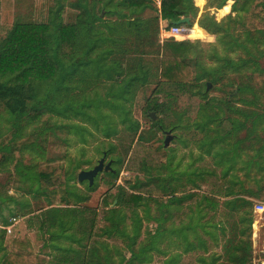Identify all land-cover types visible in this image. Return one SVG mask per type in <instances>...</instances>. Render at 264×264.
Segmentation results:
<instances>
[{
  "label": "rangeland",
  "instance_id": "rangeland-1",
  "mask_svg": "<svg viewBox=\"0 0 264 264\" xmlns=\"http://www.w3.org/2000/svg\"><path fill=\"white\" fill-rule=\"evenodd\" d=\"M223 1L229 12L222 17L219 11L224 6L218 7ZM242 2L205 0L198 14L189 18L190 25L183 26L218 24L216 35L208 42L196 37L181 40L197 45L187 55L197 71L205 73L197 98L202 110L195 118L172 114L175 128L169 124L162 131L153 125L159 116L151 120L145 109L157 81L159 59L143 57V70H135L142 79L130 82L115 60L131 47L134 29L126 26L124 18L114 16L94 25L108 39L102 40L90 53L89 62L79 65L74 77L55 92V105H46L43 120L24 122L13 136L16 140L37 135L36 145L23 149L22 165L16 168L13 159L0 155V264L13 250L26 251L31 264H67L63 258L82 249L90 264L264 263V212L254 210L257 204H264V16L248 17V6ZM201 3L197 0L194 4ZM157 6L155 0L132 18L154 21ZM74 14L67 10L64 21L73 23ZM239 22L246 23L250 31L238 30ZM157 40L161 44L159 32L156 40L153 37L154 43ZM201 43L211 45L199 46ZM144 48L153 53L155 45ZM53 86L54 82L36 84L37 98L52 94ZM226 118H231L236 128L222 139L216 125ZM128 119L140 124L139 133L146 135L152 130L155 134L149 145L157 149L164 169L150 178H167L174 189L183 181L186 194L196 192L191 183L197 180L216 181L230 194L220 199L216 213L208 211L203 199L183 207L175 201L165 206L145 200L128 215L117 206L116 189L106 183L109 171L98 173L90 187L86 181L78 182V173L92 169L104 154V166L110 161L113 171L120 168L122 145L114 136L127 126ZM13 126V117L0 103V145ZM165 132L172 136L167 147L163 144ZM49 171L67 191L63 207L76 215L60 213L56 227L45 232L39 228L37 216L54 205L43 195L38 174ZM136 177L148 180L145 174L122 171L117 185ZM81 209L98 214L90 241L78 230ZM174 211L185 212L183 222L171 220ZM11 218L19 224L8 234L4 228Z\"/></svg>",
  "mask_w": 264,
  "mask_h": 264
},
{
  "label": "trees",
  "instance_id": "trees-1",
  "mask_svg": "<svg viewBox=\"0 0 264 264\" xmlns=\"http://www.w3.org/2000/svg\"><path fill=\"white\" fill-rule=\"evenodd\" d=\"M195 1L197 2V0H156L158 16L155 20L139 22L138 18L132 16L144 12L155 0H73L67 2V6L75 12V21L66 23L61 16L65 5L59 0L56 6L49 10L46 24L17 21L7 31L2 32L0 34V103L13 117L14 126L1 138L0 155L6 159H13L16 168L22 165L24 161L22 151L36 145L37 135L32 134L13 140L18 127L24 122L38 123L43 120L46 105L50 104L51 107L55 105V92L65 86L66 80L74 77L79 65L89 62L90 53L99 43L108 39L94 25L110 16L124 18V21L128 22L126 26L134 29L131 47L122 52L121 59L115 60V63L119 64V71L126 73L130 82L142 79L135 70L137 67L140 71L143 70L141 66L143 57L154 55L159 59L157 81L145 108L148 112L159 116L153 125L162 131L167 129L169 124L175 128L174 122H171L172 114L179 113L181 118L197 117L202 110L197 98L202 93L201 80L205 73L198 72L196 65L187 55V52L197 48V45L190 41L178 42L173 39L165 40L162 44H159L158 40L157 43L153 42V37L155 40L158 37L161 23L170 27L182 17L193 19V15L199 12V8L194 4ZM242 3L248 6L246 9L248 17L264 16V0H243ZM204 4L205 0H202L201 5L197 4V6L202 7ZM224 5L223 1L218 9ZM182 8V11H178ZM201 26L209 35L201 38V41L208 42L212 39V35H216L218 24L215 22L211 25L201 22ZM237 28L242 33L250 31L244 22H239ZM110 41L115 42L116 39ZM148 44L155 45L153 53L144 48ZM200 45L210 47L211 44ZM79 47L81 49L78 56ZM108 53L113 54L112 51ZM46 82H54L53 93L37 98L35 85ZM226 108L231 110L227 105ZM139 128L138 122L128 119L127 126L114 136L122 145V159L119 161L120 168L117 171L111 168L110 178L106 183L117 191V206L126 214L132 215L145 200L165 206L175 201L178 206L183 207L190 202L203 199L208 211L216 213L220 199L230 195L224 193L216 181L197 180L196 184L191 183L192 189L196 192L186 194L187 183L183 181L174 189L167 178H150L153 173H159L164 169V163L160 160L157 149L149 145L155 134L151 130L143 135L139 133ZM235 128L236 125L231 118H226L216 125L217 136L222 139L227 138ZM122 171L135 176L145 174L148 180L141 181L136 177L133 181L125 180L122 186L117 185L118 176ZM38 179L43 195L54 205L41 211L37 216L40 219L39 228L48 231L56 227L60 213L69 211L70 214L76 215V212L63 207L67 205V191L62 182L54 178L53 171L40 172ZM178 193L182 195L176 197ZM79 214H77L80 218L79 233L83 235L85 241H90L92 231L97 226V211L81 209ZM185 216L184 211H174L170 214L171 220L175 218L179 223L183 222ZM103 217L104 215L101 219ZM63 260L67 264H90L85 249L77 255L66 256ZM3 262L31 264L29 254L24 250L9 252L4 256Z\"/></svg>",
  "mask_w": 264,
  "mask_h": 264
},
{
  "label": "crops",
  "instance_id": "crops-1",
  "mask_svg": "<svg viewBox=\"0 0 264 264\" xmlns=\"http://www.w3.org/2000/svg\"><path fill=\"white\" fill-rule=\"evenodd\" d=\"M58 1L59 0H0V34L7 31L17 21L22 23L46 24L48 22L49 10L56 6ZM69 1L73 0H62L61 2L65 5L61 14L63 18H65L66 11L71 10L67 6V2ZM198 8L201 7L198 6ZM182 10L183 8L178 11Z\"/></svg>",
  "mask_w": 264,
  "mask_h": 264
},
{
  "label": "water",
  "instance_id": "water-1",
  "mask_svg": "<svg viewBox=\"0 0 264 264\" xmlns=\"http://www.w3.org/2000/svg\"><path fill=\"white\" fill-rule=\"evenodd\" d=\"M175 25H190V19L188 17H184L179 19L177 22H175ZM209 87V85H207V88ZM149 117L151 118V120H155L156 116L154 113H150ZM166 137L164 139V147L168 146V143L172 140V136L170 135V132H165ZM104 160H105V154L104 156L98 161L97 165L94 166L92 169L90 170H86V171H80L77 175V180L78 182H88V185L91 186L94 182V179L96 177V175L102 171H112L111 170V162L109 161L105 166H104Z\"/></svg>",
  "mask_w": 264,
  "mask_h": 264
},
{
  "label": "built area",
  "instance_id": "built-area-1",
  "mask_svg": "<svg viewBox=\"0 0 264 264\" xmlns=\"http://www.w3.org/2000/svg\"><path fill=\"white\" fill-rule=\"evenodd\" d=\"M184 25H172L170 27H167L165 25L160 24L159 26V36L161 39V42L168 40V39H173L175 41H181L183 39H186L189 35V30L191 28L186 29L183 27ZM188 30V34L185 36L183 33ZM188 39V38H187ZM255 212H264V204L259 203L254 207ZM18 220L16 218H11L10 219V224L6 226L4 229L7 231L8 234L13 233L14 227L18 224ZM264 264V263H263Z\"/></svg>",
  "mask_w": 264,
  "mask_h": 264
},
{
  "label": "bare ground",
  "instance_id": "bare-ground-1",
  "mask_svg": "<svg viewBox=\"0 0 264 264\" xmlns=\"http://www.w3.org/2000/svg\"><path fill=\"white\" fill-rule=\"evenodd\" d=\"M229 12V8L228 6H224L220 11H219V15L223 17V15L227 14ZM205 31L198 27V26H193L191 28V30H189V35L187 38H190V37H196V38H203L205 37ZM195 65V64H194Z\"/></svg>",
  "mask_w": 264,
  "mask_h": 264
}]
</instances>
